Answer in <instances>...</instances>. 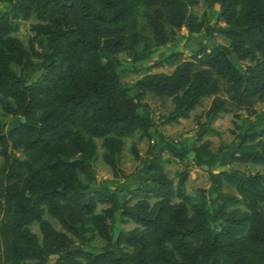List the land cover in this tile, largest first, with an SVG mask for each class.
<instances>
[{"label":"trees","instance_id":"obj_1","mask_svg":"<svg viewBox=\"0 0 264 264\" xmlns=\"http://www.w3.org/2000/svg\"><path fill=\"white\" fill-rule=\"evenodd\" d=\"M0 1L8 5L0 13V110L20 117L6 130L0 121V264H264V173L213 172L217 155L201 141L218 134L210 123L220 113L251 114L264 99V0H206L217 6L214 24L188 11L196 0ZM139 6L147 10L149 36L137 28ZM30 17L36 22L25 48L12 33L16 21ZM182 27L228 42L201 41L186 58L170 51L130 86L121 81L119 54L135 62L143 58L138 44L147 51ZM34 59L41 71L26 82L21 72ZM164 65L170 72H150ZM147 93L170 98L164 123L186 118L209 98L197 123L199 143L175 147L160 139V149L148 146L143 155L131 147L142 180L117 197L96 185L95 139L101 160L121 175L123 138H150L151 119L138 110ZM231 132L236 145L227 162L264 167V121ZM188 154L207 174L199 202L185 193L186 165L175 182L163 168ZM97 204L106 206L96 212ZM115 212L134 226L112 237ZM33 223L39 236L29 229ZM94 236L104 241L98 251L78 246Z\"/></svg>","mask_w":264,"mask_h":264},{"label":"rangeland","instance_id":"obj_2","mask_svg":"<svg viewBox=\"0 0 264 264\" xmlns=\"http://www.w3.org/2000/svg\"><path fill=\"white\" fill-rule=\"evenodd\" d=\"M7 8L8 5L0 1V13L5 11ZM146 11L147 10L144 7L139 6L134 12V18L136 19L137 28L140 32L145 36H149L150 31L145 21ZM188 11L196 16H200L204 13L210 24H214L216 22L217 6H209L206 3V0H196V4L188 7ZM34 22H36L34 17H30L27 20L16 21V31H14L12 35L18 38L25 48L28 47V40L32 35L29 30V25ZM217 24L222 25L220 22H217ZM168 36L169 40L167 42L158 46L152 45L147 51L142 50V43L138 44L136 49L141 53L143 58L138 59L135 62H131L126 55L122 53L119 54L118 58L122 67L120 72L121 81L130 86L147 71V65L152 60L161 58L170 51H180L182 57L186 58L201 41H204L208 47L217 43L227 44L228 42L225 37L218 34H214L210 38L205 37L203 33L189 34L183 27L168 31ZM34 62L35 64L33 67L21 72V75L26 82L32 81L41 71L38 61L34 59ZM234 63L242 68L248 62L234 61ZM11 67L16 73H20L18 66L12 64ZM171 69V66L164 65L161 67L150 68V72L168 73ZM208 102L209 98L202 99L200 104L196 106L186 118H179L176 121L164 123L163 116L167 115L172 108L170 98L157 97L151 93L145 94L138 102V110L148 115L151 119L152 125L148 130L150 138L147 139L145 137H139L138 133H135L130 137L123 138V146L119 163V167L122 171L121 175H113L108 166L101 160V140L95 139L96 155L93 160V169L96 185L105 186L115 192L117 197H121L125 196L127 189L133 188L141 182L142 175L138 172V162L131 154V147L135 148L138 155H143L148 146H153L152 153L160 149L163 146L160 139L172 144L175 147H189L191 145H197L199 143L196 140L197 123L199 121H203L202 112L208 105ZM237 113L238 116L236 118L230 113H220L210 123V126L215 129L218 134H208L203 136L201 139V141L208 139L211 142L210 150L217 155L216 163L212 166V171L216 172L219 170H226L231 173H251L257 171L264 173V167L261 165L227 162L229 155L236 145V140L234 139L231 131H243L250 128L253 123L264 121V99L255 102L253 112L251 114H246L242 110ZM0 121L3 123L4 129L6 130L13 124L18 123L20 121V117L5 114L0 110ZM233 121L236 123L237 128H234L232 123ZM161 155L163 159H166L168 156L165 151H162ZM184 165H186L188 170V177L185 182V193L189 195L192 202H199L200 197L198 191L200 189L206 190L209 183L206 171L203 168L193 165L191 161V154H188L182 161H178L177 159L166 161L163 163V168L167 176L175 182L177 172L180 171ZM223 190L233 191V188L230 185H225ZM105 206V204H97L96 212L100 211V209ZM44 218H46L56 230H61L60 226L52 217L45 214ZM133 226L134 224L131 222L121 223L119 221L118 213L115 212L113 221L109 222L110 235L113 237L118 230L130 229ZM29 229L39 236L35 223L29 225ZM103 244L104 241L102 239L94 236L87 243L78 244V246L94 252L98 251Z\"/></svg>","mask_w":264,"mask_h":264}]
</instances>
